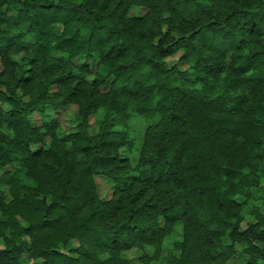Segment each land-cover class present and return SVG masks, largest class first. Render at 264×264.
<instances>
[{"label":"trees","instance_id":"1","mask_svg":"<svg viewBox=\"0 0 264 264\" xmlns=\"http://www.w3.org/2000/svg\"><path fill=\"white\" fill-rule=\"evenodd\" d=\"M0 264H264V0H0Z\"/></svg>","mask_w":264,"mask_h":264},{"label":"rangeland","instance_id":"2","mask_svg":"<svg viewBox=\"0 0 264 264\" xmlns=\"http://www.w3.org/2000/svg\"><path fill=\"white\" fill-rule=\"evenodd\" d=\"M172 59H175V58H172ZM34 116L37 117L36 114ZM60 119H61V122L65 125H68V122L70 120L69 117H67L66 115L61 116ZM95 180L98 185V189L101 193V196L108 197L109 196V190H108L109 184L106 181V179H104L103 177L97 176Z\"/></svg>","mask_w":264,"mask_h":264}]
</instances>
